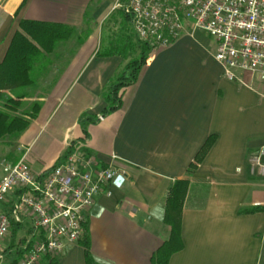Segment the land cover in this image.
<instances>
[{"label": "crops", "instance_id": "obj_1", "mask_svg": "<svg viewBox=\"0 0 264 264\" xmlns=\"http://www.w3.org/2000/svg\"><path fill=\"white\" fill-rule=\"evenodd\" d=\"M117 1L0 0V64L20 21L65 26L84 37L37 100V115L16 140L19 154L10 163L24 158L40 173L69 143L82 140L100 163L116 156L128 164L122 185L110 188V197L99 195L85 213L97 264H151L170 231L158 217L170 187L182 179L188 180L182 249L168 264H264V179L247 166L250 154L264 149L262 87L247 74L240 75L247 86L225 79L213 58L215 44L203 32L153 50L138 82L120 91L121 109L88 125L84 137L79 117L100 115L106 107L100 94L125 64L118 56H95L126 28L132 33L130 21L114 9ZM109 17L118 30L112 38L102 28ZM209 137L214 142L187 175ZM13 198L2 206L8 215ZM20 225L31 237L30 220ZM55 259L85 264L83 247L68 244Z\"/></svg>", "mask_w": 264, "mask_h": 264}, {"label": "built area", "instance_id": "obj_2", "mask_svg": "<svg viewBox=\"0 0 264 264\" xmlns=\"http://www.w3.org/2000/svg\"><path fill=\"white\" fill-rule=\"evenodd\" d=\"M114 9L129 18L136 38L152 50L203 32L215 44L213 58L223 77L247 86L240 75H249L262 87L258 95L264 99V0H125ZM67 148L70 152L61 161L40 173L24 158L1 164L0 259L11 220L22 224L24 218L31 222L34 240L17 264L59 257L68 244L83 238L85 213L95 199L110 197V188L125 181L128 164L120 158L110 156L103 164L81 143ZM247 166L250 175L264 179L263 148L250 154ZM11 197L8 215L2 206Z\"/></svg>", "mask_w": 264, "mask_h": 264}, {"label": "trees", "instance_id": "obj_3", "mask_svg": "<svg viewBox=\"0 0 264 264\" xmlns=\"http://www.w3.org/2000/svg\"><path fill=\"white\" fill-rule=\"evenodd\" d=\"M125 2V0H118ZM123 14V13H122ZM124 19L129 20L127 16ZM73 34L77 45L83 43V38L77 32L65 26H50L44 23L32 21H20L18 29L14 33L3 61L0 64V140L5 137L14 136L18 139L20 134L28 127L30 120L34 119L39 110V103L32 107L31 117L24 120L23 116H15L22 100L27 98L28 91L32 89L37 78L47 71L51 57L49 54L57 47L66 43ZM131 36L117 37L107 48H98L96 57L118 56L125 61L124 66L107 84L100 94L105 103V109L97 117L81 115L78 119L84 137L87 136L86 127L99 122L98 117L104 118L122 107L119 95L123 88L135 85L146 65L152 48L140 42L135 34ZM133 39H136L133 41ZM82 140L77 141L81 143ZM214 142V137H209L187 169V175L193 172L201 163L207 151ZM84 151L90 154L87 149ZM70 149L67 148L57 160L61 161ZM56 162V163H57ZM55 163V164H56ZM188 190V180L175 181L170 187L164 207L163 223L170 229L169 237L151 257V264H168L169 258L182 249L180 236L181 211ZM252 209L251 211H255ZM250 211V212H251ZM245 213V210H241ZM11 243L3 251V255L10 260L8 264H17L27 253L31 242L20 240L18 245L13 244L14 235L21 229V225L11 220ZM84 250L85 264H97L91 257L86 226H84L83 238L79 240ZM43 264H57L55 258L46 257Z\"/></svg>", "mask_w": 264, "mask_h": 264}, {"label": "rangeland", "instance_id": "obj_4", "mask_svg": "<svg viewBox=\"0 0 264 264\" xmlns=\"http://www.w3.org/2000/svg\"><path fill=\"white\" fill-rule=\"evenodd\" d=\"M119 2V1H117ZM116 2V3H117ZM115 3V4H116ZM123 3V2H119ZM118 10V9H115ZM119 12V11H117ZM117 15H121L117 13ZM121 17V16H120ZM113 19L114 17H109V19L105 22V25H103V30H105V34H109L112 38L113 36L118 35V30H114L113 28ZM108 29V31H107ZM83 32V31H81ZM125 36H131L133 37V34H130V31L128 28L125 29ZM136 39H133L135 41ZM77 46V43L75 41V36L71 34L68 41L64 43L62 46H59L56 48V52H58V58H51L50 60V66L48 67L47 71L41 74L36 81L35 86L28 91L27 98L22 100V103L18 110L15 113V116H23L24 120H28L31 117L32 107L34 104L38 103V99L47 91L49 85L52 83L53 79L56 77L58 71L63 67L64 63L72 53V51ZM14 135V134H13ZM11 135L10 137H5L0 140V168L2 163L10 162L11 156L13 154L18 155L19 153L16 151V140L14 136ZM32 230V229H31ZM12 233V230L10 228V234ZM5 239L4 245L2 246V250L4 251L9 244L11 243V235ZM33 239V237H30V234H25L23 232V227L19 231H17L14 235L13 244L18 245L20 243V240L25 239V242H28L29 240ZM34 240V239H33ZM10 262L9 259H7L3 254L1 255L0 264H8Z\"/></svg>", "mask_w": 264, "mask_h": 264}, {"label": "clouds", "instance_id": "obj_5", "mask_svg": "<svg viewBox=\"0 0 264 264\" xmlns=\"http://www.w3.org/2000/svg\"><path fill=\"white\" fill-rule=\"evenodd\" d=\"M159 219L163 218V209H161V215L158 217Z\"/></svg>", "mask_w": 264, "mask_h": 264}]
</instances>
